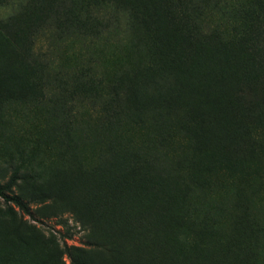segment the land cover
<instances>
[{
	"label": "rangeland",
	"instance_id": "obj_1",
	"mask_svg": "<svg viewBox=\"0 0 264 264\" xmlns=\"http://www.w3.org/2000/svg\"><path fill=\"white\" fill-rule=\"evenodd\" d=\"M6 182L0 264H264V0H0Z\"/></svg>",
	"mask_w": 264,
	"mask_h": 264
},
{
	"label": "trees",
	"instance_id": "obj_2",
	"mask_svg": "<svg viewBox=\"0 0 264 264\" xmlns=\"http://www.w3.org/2000/svg\"><path fill=\"white\" fill-rule=\"evenodd\" d=\"M249 25H250L252 31L256 30V28H254L253 22H251ZM223 66H224L223 70H221L220 72H216L217 75L216 74L213 75L212 72H211V74H209V77L206 80V82L202 83V85H200V86H197V89H194V88H196V86L193 87V90H195L193 92L195 97H197V99H200V97H201L200 100L206 98L207 101H206V99H205V101L203 100L200 103L201 105L199 104V106L198 105H194V106L191 107V106H189L187 104V106L192 110V113H198L199 114L198 117L201 120H203L204 122L206 121L210 125H215L217 123H221L224 119L232 116L234 114L236 108H237V102L234 101V100L228 99V96H227L229 87L232 84L231 80H232V71L233 70H232V68H227L226 65H223ZM229 75H230V77H229ZM222 79H224V81H222ZM219 80H220V82H219ZM216 83L218 84V87H217ZM213 84H214V86H213ZM209 85H211V86H209ZM203 87H207V88H205L203 90ZM212 87H213L214 90L212 89ZM200 89H201V91H200ZM207 90H209V91H207ZM204 91L206 92L207 95L205 94ZM197 92L199 93V95H198ZM200 93H202V94H200ZM208 93L213 94L212 95L213 98H215V95H217L216 96L217 99L215 98L216 99L215 102L213 101V98H211V94L208 95ZM205 95L208 96V97H206ZM255 95H256V92L253 91V88H251L250 90L246 89L245 90V99H246L245 100V104L250 101L251 96H255ZM209 100H210L211 103L209 102ZM217 108L219 110H217ZM200 129L203 130L204 129V125H202L200 127ZM0 197L4 201L12 202L22 212H24L26 214H29V215H32V212L30 210L28 202L24 201L18 194L12 193L10 184L8 182L0 183ZM113 254L114 253L111 250L110 252L108 251L107 255L113 256ZM93 262H94V264H102L100 262V260H98V259H94Z\"/></svg>",
	"mask_w": 264,
	"mask_h": 264
},
{
	"label": "bare ground",
	"instance_id": "obj_3",
	"mask_svg": "<svg viewBox=\"0 0 264 264\" xmlns=\"http://www.w3.org/2000/svg\"><path fill=\"white\" fill-rule=\"evenodd\" d=\"M204 59H205V58H204ZM214 61H215V60H214ZM206 62H207V61H206ZM210 64H211V63H210ZM219 64H220V63H219ZM217 65H218V64H217ZM213 66H214V65H213ZM217 67H218V66H217ZM201 69H202V68H201ZM225 71H226V70H225ZM216 72H218V71H214V73L212 72V74L214 75V74H216ZM222 72H223V71H222ZM216 75H217V74H216ZM186 76H187V75H186ZM191 76H192V75H191ZM191 76H190V77H191ZM196 77H197V75H196ZM188 78H189V77H188ZM194 78H195V76H194ZM198 79H199V78H198ZM201 79H202V78H201ZM204 79H205V78H204ZM189 80H190V79H189ZM225 80H226V79H225ZM212 81H213V80H212ZM222 81H224V79H222ZM187 82H188V81H187ZM190 82H194V80H193V81H190ZM190 82H188V83L190 84ZM196 82H197V81H195V83H196ZM201 82H203V81H201ZM205 82H206V81H205ZM219 82H220V80H219ZM186 84H187V83H186ZM193 84H194V83H193ZM193 84L191 83V85H193ZM196 84H197V83H196ZM207 84H208V83H207ZM210 84H211V83H210ZM214 84H215V83H214ZM214 84H213V86H214ZM216 84H217V83H216ZM220 84H221V83H220ZM224 84H225V83H224ZM194 85H195V84H194ZM197 85H201V84H197ZM205 85H206V84H205ZM209 86H211V85H209ZM186 87H187V86H186ZM217 87H218V84H217ZM189 88H190V87H189ZM205 88H207V87H203V90H204ZM209 88H210V87H209ZM219 88H220V87H219ZM224 88H225V87H224ZM224 88H223V89H224ZM187 89H188V88H187ZM194 89H197V86H196V88H194ZM212 89H213V87H212ZM213 90H214V89H213ZM226 90H227V89H226ZM185 91H186V89H185ZM189 91H190V89H189ZM200 91H201V89H200ZM207 91H209V90H207ZM219 91H220V90H219ZM191 92H192V91H191ZM198 92H199V91H198ZM198 92H197V93H198ZM204 92H205V91H204ZM184 93H185V92H184ZM200 94H202V93H200ZM205 94H206V92H205ZM209 94H211V93H208V95H209ZM215 94H216V93H215ZM186 95H187V93H186ZM193 95H194L193 93H190V98H189V99H192V100L189 102V104H188V105H190V106L193 105L194 103H197V102H198L197 104H199V102L201 103V101H203V100L205 101V99H206V98H205V99L200 100V99H201L200 96H199L200 99H197V97H195V95H194V96H193ZM198 95H199V93H198ZM206 95H207V94H206ZM206 95H205V96H206ZM212 95H213V94H211V98H213ZM184 96H185V95H184ZM216 96H217V95H215V98H216ZM187 97H188V96H187ZM206 97H208V96H206ZM218 97H219V96H218ZM202 98H203V97H202ZM209 98H210V97H209ZM209 98H208V99H209ZM215 98H213V101H214V102H215V100L217 99V98H216V99H215ZM223 98H224V97H223ZM184 99H186V97H184ZM185 101H186V100H185ZM188 101H189V100H188ZM206 101H207V99H206ZM209 102H210V100H209ZM205 103H206V102H205ZM207 103H208V102H207ZM210 103H211V102H210ZM217 103H218V102H217ZM217 103H216V104H217ZM220 103H221V102H220ZM222 103H223V102H222ZM225 104H226V103H225ZM200 105H201V104H200ZM212 105H213V104H212ZM198 106H199V105H198ZM224 107H225V106H224ZM224 107H223V108H224ZM207 109H208V108H207ZM215 109H216V108H215ZM217 110H219V109L217 108ZM224 110H225V109H224Z\"/></svg>",
	"mask_w": 264,
	"mask_h": 264
}]
</instances>
